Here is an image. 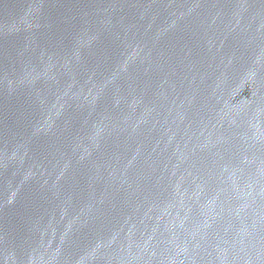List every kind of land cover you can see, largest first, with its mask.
I'll return each mask as SVG.
<instances>
[{
  "label": "water",
  "instance_id": "95a60500",
  "mask_svg": "<svg viewBox=\"0 0 264 264\" xmlns=\"http://www.w3.org/2000/svg\"><path fill=\"white\" fill-rule=\"evenodd\" d=\"M0 264H264V0H0Z\"/></svg>",
  "mask_w": 264,
  "mask_h": 264
}]
</instances>
